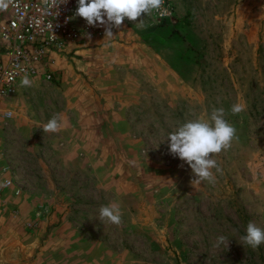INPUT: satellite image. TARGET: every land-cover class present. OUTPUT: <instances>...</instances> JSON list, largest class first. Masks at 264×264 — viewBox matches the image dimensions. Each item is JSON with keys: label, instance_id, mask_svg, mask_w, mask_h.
I'll return each instance as SVG.
<instances>
[{"label": "rangeland", "instance_id": "1", "mask_svg": "<svg viewBox=\"0 0 264 264\" xmlns=\"http://www.w3.org/2000/svg\"><path fill=\"white\" fill-rule=\"evenodd\" d=\"M9 17L0 10V23ZM238 20L196 63L152 60L144 46L130 58L137 42H99L102 57L89 42L58 59L57 82L21 86L14 118H0V167L21 190L0 199V264H264V243L241 240L249 222L264 229V0ZM110 75L139 88H113L110 101ZM220 107L238 139L214 154L215 183L201 182L167 138ZM53 116L60 130L43 132ZM111 203L118 225L99 220ZM221 235L227 248L214 246Z\"/></svg>", "mask_w": 264, "mask_h": 264}, {"label": "built area", "instance_id": "2", "mask_svg": "<svg viewBox=\"0 0 264 264\" xmlns=\"http://www.w3.org/2000/svg\"><path fill=\"white\" fill-rule=\"evenodd\" d=\"M77 0L57 5V0H12L10 17L0 23V118H14L11 102L25 74L29 79L51 83L58 81L56 55L70 43L87 41L95 30L75 22ZM163 14L153 12L155 22L165 24L173 18L171 0H165ZM90 34V36H89ZM21 194L8 168L0 167V199L7 192ZM16 216V212H14Z\"/></svg>", "mask_w": 264, "mask_h": 264}, {"label": "clouds", "instance_id": "3", "mask_svg": "<svg viewBox=\"0 0 264 264\" xmlns=\"http://www.w3.org/2000/svg\"><path fill=\"white\" fill-rule=\"evenodd\" d=\"M12 0H0V10L8 8ZM67 3V0H57V5ZM165 0H77L78 7L75 15L83 18L87 25L96 26L98 23L105 26V38L113 37L111 29L119 27L125 18L136 21L151 15L154 11L163 14ZM137 25L144 28V20L140 19ZM90 36V34H89ZM23 86H31L32 81L25 74L22 81ZM245 105L235 103L230 112L233 115L244 111ZM226 110L223 107L212 110L208 119L195 118L185 121L170 132L167 138L170 153L185 161L191 168L195 179L215 183L216 177L212 171H219L214 154L231 147L234 139H238L236 128L228 122ZM60 130L58 116H53L43 127V132H57ZM99 220H107L113 224H120L122 213L119 204L111 203L101 206ZM244 244L252 249H258L264 243V229L258 227L254 222H249L246 235L241 237ZM229 240L221 235L217 238L215 247L228 246Z\"/></svg>", "mask_w": 264, "mask_h": 264}, {"label": "crops", "instance_id": "4", "mask_svg": "<svg viewBox=\"0 0 264 264\" xmlns=\"http://www.w3.org/2000/svg\"><path fill=\"white\" fill-rule=\"evenodd\" d=\"M173 4L174 15L171 20L165 24H158L155 22L153 13L151 15L138 18L136 21L125 18L123 23L119 27H113L111 29L113 37L105 38V26L99 23L94 26L99 32L95 33L94 37L87 41H80L76 43L68 44L65 49L56 55V67L55 71L58 75L57 61L63 57L67 51L73 52L72 54L80 53L81 44L93 42L92 52L93 54L105 57L108 53L106 49L97 47L95 44L101 42H124L133 43L137 42L132 47H127L126 55L130 58H138V49L141 46L146 47V55L148 54L150 59H154L155 52L167 51L168 53H175L181 60L187 63H196V60L200 58L205 51H207V44L210 43H224V31L225 25L230 29L232 35L233 29L239 28V12L246 5L247 10H255L257 0H171ZM78 7V5H77ZM76 13V12H75ZM140 19L144 20L146 25L141 28L137 25ZM197 20H201L200 22ZM75 22L79 27H89L86 21L75 15ZM80 44V45H78ZM115 44V43H113ZM117 45V43L115 44ZM114 47V46H112ZM142 47V53L143 48ZM116 50L118 48L115 47ZM111 52H116L110 48ZM85 55L90 53L84 52ZM3 56L0 53V58ZM89 57V56H88ZM136 71V69L134 70ZM105 73V71H103ZM59 76V75H58ZM108 80L112 84L109 88L110 101L112 98V90H130L137 91L139 86L136 83H128L121 85L117 82L116 76L110 75ZM96 79V82H99ZM106 81V80H105ZM22 83L20 85V88ZM19 88V90H20ZM18 90V92H19ZM18 94V93H17ZM17 96V95H16ZM15 96V97H16ZM14 97V98H15ZM12 107V106H11ZM114 123V120H111ZM126 123V121L124 122ZM117 126V123H114ZM80 129V128H79ZM84 129V127H82ZM85 130V129H84ZM88 137H90L89 127L87 128Z\"/></svg>", "mask_w": 264, "mask_h": 264}]
</instances>
